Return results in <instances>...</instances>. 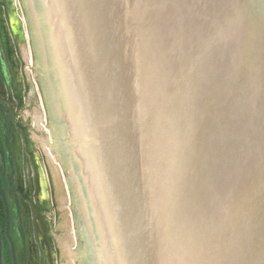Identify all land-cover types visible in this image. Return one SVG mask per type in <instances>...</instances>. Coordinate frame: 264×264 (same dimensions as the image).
<instances>
[{
    "label": "water",
    "instance_id": "1",
    "mask_svg": "<svg viewBox=\"0 0 264 264\" xmlns=\"http://www.w3.org/2000/svg\"><path fill=\"white\" fill-rule=\"evenodd\" d=\"M96 264H264V0H34Z\"/></svg>",
    "mask_w": 264,
    "mask_h": 264
},
{
    "label": "rangeland",
    "instance_id": "2",
    "mask_svg": "<svg viewBox=\"0 0 264 264\" xmlns=\"http://www.w3.org/2000/svg\"><path fill=\"white\" fill-rule=\"evenodd\" d=\"M13 6L18 5L16 15L21 31V40L16 43L15 36L13 41L6 39L7 50H15L13 58L19 66L18 82L16 79L10 85L3 87L2 92L8 100L9 119L19 125L18 133L21 138L28 137L29 146L23 140V145L18 151L23 154L24 162L29 167L31 179H24V186L27 191L19 194L22 197V207L25 210L26 223L23 234L24 242L20 239L15 241L13 249L17 251L18 261L21 264H94L93 248L86 238L81 237L80 228L82 221L78 211V198L74 192V185L69 174V153L64 139L60 121H54L39 56V38L35 35V21L31 18L30 6L26 0H9ZM11 18L13 13H10ZM3 25L11 24L7 16L0 13ZM14 20V19H13ZM4 29L8 31V28ZM9 34V31H8ZM4 45L1 42L0 48ZM19 98V100H17ZM35 115H46L43 121L45 128L35 123ZM39 116V117H40ZM11 127V126H9ZM53 131V136L49 130ZM31 144V146H30ZM15 146V143H14ZM16 149V148H15ZM34 151L35 158L27 151ZM37 162V164H36ZM44 178L43 189L40 179L41 173ZM3 171V170H1ZM17 168L12 164L8 165L6 172L12 176ZM38 171V172H37ZM38 184L40 189L38 188ZM1 185V184H0ZM37 185V187H36ZM58 186L60 189H58ZM1 193L9 198V191ZM28 197V198H27ZM14 199V198H13ZM44 202L47 203V205ZM67 232L68 239L73 235L74 244L70 249L77 253L74 260H70L64 252L63 245ZM24 248L26 251L24 252ZM5 254L3 245L0 244V258ZM84 255V258L81 256ZM23 262V263H22Z\"/></svg>",
    "mask_w": 264,
    "mask_h": 264
},
{
    "label": "bare ground",
    "instance_id": "3",
    "mask_svg": "<svg viewBox=\"0 0 264 264\" xmlns=\"http://www.w3.org/2000/svg\"><path fill=\"white\" fill-rule=\"evenodd\" d=\"M28 1H29V6H30L31 13H32L34 21H35L36 32H37V35H38V38H39L40 47L43 48L42 47L41 36H40V31H39V26H38V21H37V16H36L34 0H28ZM39 116L38 115L34 116L35 117V123L37 125H41L42 124V126H44L43 125L44 124L43 123L44 119H43L42 115L40 117ZM49 132L53 136V131L49 130ZM68 161H69L70 179H71V182L74 185V192L77 195V198H78V201H79L78 202V211H79V216H80L81 221H82V228H80L81 237L83 239V236H84L86 238V240L88 241V243L91 244V247L93 248L92 250H93L94 264H96L94 247H93V241H92V237H91V234H90L89 226H88V223H87L86 215H85V212H84L83 204H82V201H81V197H80V193H79V190H78V186H77V182H76V179H75V175H74V171H73V168H72L70 157H69ZM58 189H60L59 186H58ZM72 244H74L73 235H71L69 237V239H68L67 232H65V239H64L63 249H64V252L67 254V256L69 258V263H70V260H74L77 257V253L74 250L70 249V246ZM84 257H85L84 255L81 256V258H84ZM88 264H92V263L89 262Z\"/></svg>",
    "mask_w": 264,
    "mask_h": 264
},
{
    "label": "flooded vegetation",
    "instance_id": "4",
    "mask_svg": "<svg viewBox=\"0 0 264 264\" xmlns=\"http://www.w3.org/2000/svg\"><path fill=\"white\" fill-rule=\"evenodd\" d=\"M10 10H11V6L9 4V0H0V13L2 12L3 16H7L9 18L10 16ZM4 26L1 18H0V29H4ZM6 27V26H5ZM10 146L6 145L5 147V154L8 155V153L10 152ZM0 157H2V154L0 153ZM1 161V159H0Z\"/></svg>",
    "mask_w": 264,
    "mask_h": 264
},
{
    "label": "trees",
    "instance_id": "5",
    "mask_svg": "<svg viewBox=\"0 0 264 264\" xmlns=\"http://www.w3.org/2000/svg\"><path fill=\"white\" fill-rule=\"evenodd\" d=\"M4 252H5V254H3V257H1V258H3V263H6V264L16 263V261L10 257V256H14V255L12 253H9V249L7 247L4 249Z\"/></svg>",
    "mask_w": 264,
    "mask_h": 264
}]
</instances>
